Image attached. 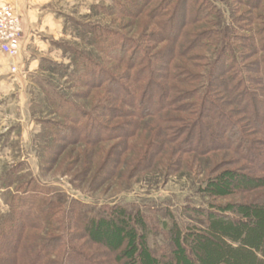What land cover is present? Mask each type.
<instances>
[{"label":"trees","instance_id":"trees-1","mask_svg":"<svg viewBox=\"0 0 264 264\" xmlns=\"http://www.w3.org/2000/svg\"><path fill=\"white\" fill-rule=\"evenodd\" d=\"M108 1L110 6L98 7L97 13L127 19L147 16L158 30L133 39L99 23L71 19L64 13V36L73 39L74 46L65 45L62 40L56 42L63 63L44 59L40 70L56 74L74 86L104 92L112 103L123 107L100 104L88 113L59 93L52 92L51 96L48 90H54L52 80L42 77L40 87L49 104L62 121L70 124L58 122L51 126L50 134L43 140L44 148H56L55 141L98 147L120 139L124 133L128 135V128L137 133L149 118L155 120L165 112L174 113L177 116L167 121L174 124L170 129L175 132V140L167 143L158 133L147 142L151 152L181 146L182 152L197 155L223 149L240 154L239 158L251 166L246 169L256 175L247 179L240 175L250 183L243 195L250 196L236 205L246 210L236 218L193 209L204 219L203 229L186 231L174 223L163 237L164 243L150 248L147 216L140 210L129 212L117 206L108 212L92 211L78 202L67 204L64 196L51 193L32 179L22 183L21 178L15 184L17 171L13 169L5 174L2 187L8 193V212L0 215V264H94L92 258L99 252L90 246L108 251L107 257L112 261L107 264H131L137 259L138 264H232V257L237 255L250 258L252 264H264V238L259 242L252 229L250 232L242 228L249 221L257 224L258 212L264 213V192L255 194L264 189V0ZM161 43L163 46L158 49ZM105 61L125 68L124 73H109L103 66ZM207 114L215 122L214 127L204 122ZM106 115L133 121L111 127L100 119ZM234 120L239 123L236 125ZM225 127L231 129L229 135ZM250 127L253 131L247 132ZM199 128L203 137L212 138L213 148L209 149L203 137L196 136ZM241 128H247L252 138L243 137ZM257 133L263 140L254 138ZM257 144L262 146L258 152L252 149ZM129 146L136 149L133 143ZM257 158L262 164L255 163ZM211 185L212 182L201 191L212 195ZM223 219L225 224L221 223ZM124 223L129 226L127 233L136 238L132 246L127 242L129 250L119 238ZM75 224L81 235L71 232ZM219 224L229 227V231L222 230ZM198 230L200 233L194 232ZM204 236L224 249L225 259L206 252L201 243ZM98 238H103L102 242H97ZM82 241L89 244H81ZM132 249L135 253L126 258Z\"/></svg>","mask_w":264,"mask_h":264},{"label":"rangeland","instance_id":"rangeland-1","mask_svg":"<svg viewBox=\"0 0 264 264\" xmlns=\"http://www.w3.org/2000/svg\"><path fill=\"white\" fill-rule=\"evenodd\" d=\"M109 4L108 0H68V8L64 9V13L69 14L71 19L84 23H99L106 26L108 30L118 31L133 39L157 32V26L147 16L127 19L117 15L105 16L97 13L99 12L98 7L110 6ZM63 31H65V25H63ZM61 40L65 41V45L74 46V41L70 37L64 36L57 42ZM162 46L161 43L157 47L159 49ZM83 50L90 49L83 48ZM58 51L59 54L47 57L45 60L62 64L64 61L62 53L59 49ZM103 66L109 73L116 76L123 74L125 69L111 61L103 62ZM21 74L11 76L8 83L9 90L8 88L0 89V215L8 212L5 203L8 193L2 187L5 174L8 171L12 172L13 169L17 171L13 178L15 184H18L21 178H24L22 183L32 179L51 193L64 196L67 204L78 202L92 211L104 209L108 212L113 207L118 208L117 206L125 207L129 212L132 209L140 210L143 215L147 216V233L149 234L147 241L150 248H157L164 243L163 237L174 223L186 231L190 230L189 228L203 229L205 227L202 222L204 219H201L198 213L192 212L193 209L231 214L236 218H239L241 213L246 210L236 205L244 203L243 199L250 196L243 195V191L249 189L250 183L242 180L240 175L243 176V179L251 176L256 177V175L248 171L251 166L239 158L240 154L223 149L222 151L210 150L202 155H197L191 151L182 152L181 146L177 148L174 145L169 150L156 149L151 152V146L147 142H150L152 137L163 135L167 143L175 140L173 138L175 132L170 129L174 124L167 121L173 120V116H177L174 113L165 112L160 119L149 118L147 121L145 120L144 124L146 125L140 128L137 133L134 129L128 128L125 131L130 132L128 135L124 133L120 139L103 143L98 147L81 144L63 145L61 142L55 141L57 147L53 148L54 150L44 148L43 140L45 135L50 134L51 126H56L58 122L64 123L66 126H70V124L62 121L56 115L54 107L49 104L45 91L40 87L42 77L49 81L52 80L54 90L52 91L48 86L46 88L49 89L48 92L51 96L52 92L59 93L88 113H92L94 108L100 104H109L108 106L115 109L123 106L120 103H112L110 97L104 92L74 86L64 78L41 71L40 68L32 74L27 73V75L22 70ZM191 102L187 101L186 103ZM219 104L221 106L223 103L220 101ZM165 118L166 120H164ZM100 119L111 127L119 126L124 121H133L132 118L122 119L124 121L110 119L107 115L101 116ZM244 120L249 127V118L246 116ZM234 121L236 125L239 123ZM204 122L214 127L215 122L210 118V114H207ZM246 129H240L242 136L252 138L247 132H251L253 129L250 127L247 132ZM231 132V129H228L226 133L229 135ZM158 133L160 134L157 135ZM196 136L203 137L201 128L197 129ZM215 136L217 137L215 139L218 140L219 134ZM255 136L254 138L263 140L258 133ZM203 138L206 145L210 147L209 149L214 147L211 142L212 138L208 136ZM132 143L136 149L129 146H132ZM261 148L260 144L252 147L257 152ZM255 163L262 164L258 158ZM210 182L213 183V186H209L210 190L213 189L211 190L213 191L212 195L209 192L201 191V188L208 186ZM263 192L264 189L255 194ZM249 201L247 200V202ZM66 203L64 204L65 209L67 208ZM115 213L117 212L115 211ZM257 216L260 219L257 224L254 225L249 221L242 228L249 229L250 232L252 229L253 237L260 242L264 238V213L259 211ZM221 223L225 224V219L221 220ZM221 226L223 225L219 224L222 230L229 231V227ZM110 230L112 231L113 228L110 227ZM127 230H129V226L124 223L119 238H123V242L126 243L127 250H129L127 242H130V246H132L136 238L128 234ZM71 232L82 234L81 230L76 229V224L71 228ZM194 232L200 233L199 230ZM203 234H207V232H203ZM254 238L252 241H255ZM97 240V242H102L103 238ZM83 243L89 244L88 241H82L81 244ZM201 243L211 256H218L219 260L226 258L224 249L218 248L215 242L208 241L206 236ZM90 248L94 252L97 250L99 252L96 258H92L94 264L111 263L112 260L110 261V258L107 257L109 254L107 250L101 246L100 248L90 246ZM85 251L88 254L87 250ZM113 251L115 252V249ZM130 252L126 253L128 259L135 253L133 249ZM242 256L232 257L231 263L252 264L250 258L243 257L242 259ZM138 263H140L139 259L131 262V264Z\"/></svg>","mask_w":264,"mask_h":264},{"label":"crops","instance_id":"crops-1","mask_svg":"<svg viewBox=\"0 0 264 264\" xmlns=\"http://www.w3.org/2000/svg\"><path fill=\"white\" fill-rule=\"evenodd\" d=\"M68 0H0L12 5L23 19V40L20 56L15 60L0 52V89L8 88L14 63L19 74H32L39 70L47 57L59 54L56 42L64 37V9ZM56 57V56H55ZM22 75V74H21Z\"/></svg>","mask_w":264,"mask_h":264},{"label":"built area","instance_id":"built-area-1","mask_svg":"<svg viewBox=\"0 0 264 264\" xmlns=\"http://www.w3.org/2000/svg\"><path fill=\"white\" fill-rule=\"evenodd\" d=\"M24 30L23 19L10 4L0 6V52L15 60L20 56ZM12 74H18V67L11 65Z\"/></svg>","mask_w":264,"mask_h":264}]
</instances>
